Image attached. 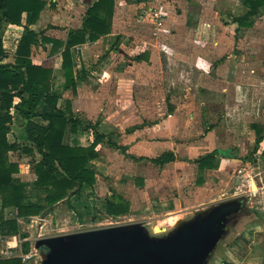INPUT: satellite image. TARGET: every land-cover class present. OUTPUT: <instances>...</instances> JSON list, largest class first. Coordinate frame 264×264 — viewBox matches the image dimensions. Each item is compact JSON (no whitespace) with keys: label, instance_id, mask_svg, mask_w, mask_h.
Masks as SVG:
<instances>
[{"label":"crops","instance_id":"1","mask_svg":"<svg viewBox=\"0 0 264 264\" xmlns=\"http://www.w3.org/2000/svg\"><path fill=\"white\" fill-rule=\"evenodd\" d=\"M42 1L44 2V8L35 23H30L29 14L23 13L19 25L4 23L0 25V39L4 52L0 65H15L17 59L16 51L20 40L27 32H33L35 34V42L30 46L29 60L32 65L49 71L50 77L47 82V92L58 97L55 107L46 104L42 100L37 107L38 110L49 115H54L56 110H59L67 118L72 117L79 121L78 130L75 134L71 133L69 131L70 126H67L62 140V144L65 146L88 147L93 143L97 134L103 136L101 142L95 148L98 156L90 162V169L95 176L94 185L92 187L84 185L79 194L72 196L68 201L64 200L59 203L66 202L69 203L72 210L79 209L80 200H83L88 192L89 201H93L96 198L98 201L102 194L105 195L104 191H107L110 195L107 199L104 198L100 202L99 206L102 210L100 212L106 215V200L117 201L118 197L128 203V214H130L131 209L136 206L138 201L143 202L144 197L150 198V191L153 187L150 188V183L141 176H130L122 179L121 175L118 180L113 179L111 183L109 182V185L104 184L103 181L98 179L94 167V164L100 160L101 150H104L105 146H107L110 149L119 151L122 158L124 157L134 163L137 161L150 162V160L158 159L166 153H171L173 156L171 161L163 159L158 164L150 163L157 165L160 169L166 166L168 168V164L173 163L174 166H171L172 168L186 166L194 170L192 190L186 193L182 192L180 188L181 180L180 176H178L176 185L173 184L176 188V194H173L170 201L162 203L161 208L157 209L161 222L167 228H174L178 221H188L197 212H203L215 205L212 204L214 202V199H212L214 194L212 195V193L214 192L210 187H207L206 177L209 175L221 177L224 170L237 168L239 162L245 161L244 159L249 156L248 158L253 162L254 170L257 171V179L252 180L255 189H252V186L250 187L254 192L250 193L248 200L242 197L244 199L243 211L232 219L227 228V233L210 256L207 264H264V121L260 123L256 121V119L260 118L259 111L264 112L262 110L264 99H261V88H264V84L262 83L261 85L259 75L254 70L245 68L244 59H237L236 62H233L232 58L229 57L222 60L223 54L221 53L223 52L219 50L218 54L221 57L218 59L219 63L214 64L215 66L213 65L214 74L206 76L203 72L205 70L197 69L196 67V58L200 54L198 49L189 51L183 48H171L167 45L172 53L176 55V57H167L166 59L165 68L169 71L168 76L173 80L175 76L185 78L190 73L202 71V73H199L202 79L200 80L201 85L198 92L204 94L205 97L219 98L224 103L216 107L220 103H209L208 99L205 102H203L204 100H199L201 103L197 107L196 105L192 107L190 101H187L186 104L183 103L181 106L179 105V100H175L174 96H171L169 103H175L176 108L169 107V111L164 117V114L158 111L156 106L151 108L152 104L160 103V96L151 95V92H149L151 82L146 76L148 72H151L162 78L163 66L159 56L160 54H165L164 50L147 46L121 50L114 46L115 43L113 42L105 48L108 52L109 62L100 63L101 60L98 62V58L96 59L97 61H91L92 57H95V53L98 55L102 51L99 47L104 39L109 43L113 37H115L114 40L117 37L125 40L126 36L131 35V32L120 24L127 23L129 17H121L118 21V13L122 10L121 7L124 5L128 6L131 0H114L108 33L99 36L93 42L88 41V35L85 33L84 43L74 45L70 49L75 80L73 92L72 88H67L62 69V52L69 35L85 30L83 23L86 18V11L96 0ZM118 3H120L119 8H117ZM160 10V13L167 15L165 19H161L162 23H165L166 27L171 29V33L176 36L179 33L177 31L180 30L178 26L176 28L177 18L174 16H170V19L167 18L168 13H165L164 7ZM148 17L145 16V18L142 17L141 19L146 22ZM148 21L150 22V20ZM43 22L46 23L43 30H37L43 25ZM232 26L234 29L238 28L237 24H232ZM118 27L121 29L119 30ZM160 33L168 35L164 30L160 31ZM55 41L61 42L63 45L53 52V42ZM133 53L135 56H133ZM120 54L123 55V59L117 58ZM205 56H201L200 59L208 63L207 54ZM192 79L193 77H191ZM186 80H189L188 76ZM170 84L172 86L176 85L174 82ZM150 87L152 88V86ZM247 90L250 93V95L248 94L250 100L246 97ZM137 91L138 96L135 94ZM24 96L26 97L27 95ZM166 99L168 97L163 98V101ZM18 101L17 98L14 99V103ZM248 101L252 103L251 106H245ZM222 104L226 105V107L222 108ZM228 106H234L238 113H244L247 109L252 108L257 115L255 120L251 121L252 124L247 132V134L251 135L253 144L248 156H240L239 151H242L243 148L239 142L235 143L234 146L238 152L235 150L236 152L229 153L228 150L232 149L225 148L223 139L216 137V130H219V136L227 134L225 122L231 117L229 116L231 114L228 113ZM220 107L223 111L219 109L220 113H217L216 111ZM3 114L4 112L0 110V116ZM9 114L11 123L8 124L7 142L8 144L15 143L20 148L17 151L8 153L9 162H13L10 159V155L16 153L26 156L22 153L21 148L29 146V143L24 131L25 121L14 109H11ZM242 116L243 119L246 117ZM238 117L237 119H241V117ZM213 118H215V121ZM34 121L45 125L38 119H34ZM188 127L192 130L194 129V131L190 130L194 133H201L206 130L208 134L207 142L202 143L201 147L199 145L186 146L182 142L171 139L180 135L179 133ZM200 129L201 131H198ZM259 139L260 141L256 145ZM149 141H152L150 143L161 144L159 146L160 149L163 147L162 145L167 146L168 150L157 157L148 156L145 152L147 149L144 144H149ZM256 146L257 151L252 153ZM137 148L143 149V152L138 154ZM186 151H192L195 157L191 158L190 152L186 153ZM213 151H218L216 156L218 167L216 169H198L197 162L200 158ZM34 156L35 160L40 159L36 152H34ZM13 163L17 164L18 172L12 177L19 179L21 182L29 183L21 178L20 163ZM24 167L27 169L26 173H31L34 176V179L30 182L32 183L36 176L28 164ZM165 171L166 168L162 170V173ZM187 180L190 181L189 179ZM157 182L158 180L155 183ZM118 187H120L122 193L118 191ZM147 193L149 194L145 196ZM87 204H89V211H91L92 203ZM172 206H174L173 209H169ZM6 212L9 215L8 218H15L18 224L24 221L17 217V211L14 208H5L4 213ZM176 212H178L177 215H175ZM45 216L47 214L29 219L33 223L38 218ZM106 216L108 217V215ZM173 217L175 219L170 221V218ZM143 226L145 227L144 224ZM7 240L8 237L0 235V248L10 245L9 240ZM0 259L9 258L0 255Z\"/></svg>","mask_w":264,"mask_h":264},{"label":"rangeland","instance_id":"2","mask_svg":"<svg viewBox=\"0 0 264 264\" xmlns=\"http://www.w3.org/2000/svg\"><path fill=\"white\" fill-rule=\"evenodd\" d=\"M244 1L245 0H131V2L128 3V6H122V10L118 13V21L121 17H129L130 22L127 21L125 24H120L129 30L131 35L126 36L125 40L120 39V37H117L118 39L116 38V40H114L115 37H113L109 43L104 39L99 47L102 51L99 52L98 55L95 53V57H92L91 61L94 62V60L98 58V62L101 60L100 63L109 62V56L107 55L108 52L105 48L113 42L115 43L114 46L121 50L135 49L136 47L141 46H147L153 49L160 48L165 51V54H160L159 56L163 66L162 78L151 72H148L146 75L151 82V85H149V92H151V95H156L157 97L160 96V103L152 104L151 108L156 106L157 110L164 114L165 117L169 111V107L172 106V108H176L175 103H169L171 96H174L175 100H179V105L181 106L183 103L186 104L187 101H190L192 107H194V105L197 107V105L199 106L201 103L199 100H204L203 102H205V100L208 99L209 103H220V105H216V107L221 106V103H224L223 100L219 98L213 99L211 97H205L204 94L198 92L199 86L201 85L200 80L202 79V77L199 76V73H202V71L190 73L189 75H186L185 78L182 76H175L173 80L168 76L169 71L165 68L166 59L167 57H176L168 47H175L178 49L183 48L189 51L198 49L200 54L196 58V67L197 69L201 68V70H205L203 72L206 76H209L212 73L214 74L213 65L219 63L218 59L221 55L218 54V52L219 50H222V60L229 57L232 58L233 62H236L237 59H244L245 68L254 70L260 77L261 85L262 83L264 84V10L251 17V27L234 29L232 26V24H235L233 19L236 20L245 16L248 11V7L244 4ZM154 2L156 3L154 4ZM119 4L120 3L117 4V8L120 7ZM162 7L165 8V13H168L167 18L170 19V16L177 18L176 28L178 26L180 30L177 31L179 33H177L176 36L172 34L171 29L167 28L165 23H162L161 21V19H165L167 16L159 12ZM145 16H149L148 20H150V22L148 20L145 22L141 19L142 17L145 18ZM42 24L43 25L37 30H43L46 23L43 22ZM118 28L119 30L121 29L120 27ZM162 30L167 32L168 35L160 33ZM206 54L209 60L208 63L205 62V60L203 61L200 59L201 56L204 57ZM133 56H135L134 53ZM117 58L123 59V55L120 54ZM214 60H216L215 63ZM187 76L189 77V80H186ZM191 77H193L192 80ZM171 82H174L176 85L172 86L170 84ZM150 86H152V88ZM135 94L138 96V91L135 92ZM248 94L250 95L247 90L246 97L250 100ZM166 97H168V99L163 101V98ZM261 99H264V88H261ZM251 104L252 103L248 101V103H245V106H251ZM222 106V108H224V106L226 107V105L223 104ZM222 108H218L216 112L218 113L219 109L220 111H223ZM228 108V113L231 114L229 115L231 117L225 122L227 126V134L219 136V130H216L215 134H218H216V137L218 136V139H223V146L225 148L232 149L228 150L229 153L237 151L234 146L235 143L239 142L243 148L242 151H239L240 156H248L253 144L251 141V135L247 134V132L252 124L251 121H254L257 115L252 108L247 109L244 113H238L234 106H228ZM262 110H264V107ZM237 114H241L238 115L239 117L242 115L246 117L243 119L242 116L241 119H237ZM259 114L260 118L256 119V121L260 123L261 121H264V112L259 111ZM213 120L215 121V118H213ZM190 130L192 129L188 127L179 133L180 135L174 136L171 139L182 142L186 144V146L199 145V147H201L202 143L207 142L206 138H208V134L206 133V130L201 133L192 132L194 129L192 131ZM198 131H201V129ZM150 142L152 141H149V144H144V147L147 149L145 152L148 156L157 157L162 152L168 150L167 146L162 145L163 147L160 149L159 146L161 144L159 145ZM136 151L139 154L143 152V149L141 150L137 148ZM189 152L191 158H194L195 155L193 152ZM189 152L186 151V153ZM123 158L119 151L105 146L104 150H101L100 152L99 162H96L94 167L98 179L103 181L104 184L109 185V182L111 183L113 179L118 180L121 175L122 179L130 176H141L144 180H147L148 183H150V188L153 187L150 191V198L144 197L143 202L138 201L136 206L131 209V213L127 216L111 218L110 216L107 217L106 215H103V212H100L102 210L99 204L103 201L102 199H107L110 194L107 193V191H104L105 195L102 194V197H99L98 201L97 198L93 201H89L87 197L89 194L88 192L85 197L87 199L85 200L84 198L83 200H80L79 209L71 210L69 209V203L63 202L56 204L51 209H45L37 216H32L38 217L47 214V217L45 216L47 221L46 230L44 231L45 233L42 232V236L38 237L37 230L40 224L38 221L39 218L33 223L30 222L29 218L31 217L26 219L20 218L24 221L18 224L15 218H8L9 215L7 212L4 213V210L2 211L0 198V218L4 221H16L19 227L15 234L4 235V237H8L10 245L6 246L9 248V251L13 252V256L19 257L21 254L26 256L31 255V258L25 264H38L41 260V253L34 249V242L38 238L67 235L111 226L143 223L150 237H164L172 231L173 227L167 228L166 225L161 222V219H159L160 214H158L157 209L161 208L160 206L162 203L170 201L173 194H176V188L173 184L176 185L178 176H180V188L182 192L186 193L192 190L194 170L191 167L186 166L172 168L171 166H174L173 163H169L168 168L167 166L164 167L166 168V171L162 173L164 168L160 169L157 165H153L150 162L137 161L134 163ZM10 159L13 162L20 163L19 169H21L22 173L21 178L24 181L29 182L28 187L26 188V192L30 198L29 200L37 202L38 198L32 192V186L30 183L34 179V176L31 173H26L27 169L24 167L27 164L30 167H33L35 157L33 158L28 155L23 156L14 153L10 155ZM164 160L168 161L167 158ZM243 166L245 168L244 175H237L236 171ZM186 168L188 169L185 170ZM229 169H227V171L224 170L221 177H216L214 175L206 177L207 187H210L214 192L212 193V195L214 194L212 198L214 199V202H212V204L238 197H243L248 200L250 193L252 194L254 192V190L250 189L252 179H249V185L248 182H246L248 175L251 176L253 180L257 179V171L254 170L253 162L251 160L241 161L237 168ZM156 180H158L157 183H155ZM118 191L122 193L120 187H118ZM148 194L149 193L145 196ZM87 203H92L91 211H89L90 206ZM173 207L174 206L169 209H173ZM69 213L70 216L68 215ZM50 214L54 216V220H51V218L48 217ZM177 214L178 212L175 213V215ZM63 218L66 220L71 218V225L60 226L56 224V220H61ZM2 219L0 220L2 221ZM76 220L78 221L77 223L75 222ZM73 224H79V226L77 227ZM55 229H59V231H56ZM49 230L55 231L46 233V231ZM0 249H2V247Z\"/></svg>","mask_w":264,"mask_h":264},{"label":"trees","instance_id":"3","mask_svg":"<svg viewBox=\"0 0 264 264\" xmlns=\"http://www.w3.org/2000/svg\"><path fill=\"white\" fill-rule=\"evenodd\" d=\"M248 7L245 16L233 19L238 28L251 27V17L264 10V0H245ZM114 0H96L86 11L83 23L84 31H78L69 35V39L62 52V69L67 83V88L74 92L75 80L70 49L74 45L85 41V33L88 41L93 42L99 36L105 35L109 30V20L113 13ZM44 8L42 0H0V25H19L23 13L30 16V23H35ZM35 42V34L27 32L19 42L16 51V64L13 66L0 65V110L4 112L0 116V198L1 209L14 208L18 218H29L41 214L45 209H51L61 201H68L72 196L80 193L84 185L92 187L95 183L94 172L90 169V162L97 158L96 146L103 136L96 135L93 143L88 147H70L62 144L67 126L69 131L75 134L79 121L75 118H67L63 112L56 110V114L49 115L38 110V105L43 100L46 104L55 107L56 95L47 92L49 71L34 66L29 60L30 46ZM61 42H53V52L62 47ZM4 52L0 39V60ZM6 91V92H5ZM24 95H27L26 97ZM19 101L14 103V99ZM14 109L25 121L24 131L29 146L21 148L23 154L35 157L31 170L36 179L31 183V190L38 198L32 202L26 192L28 183L21 182L12 176L18 172L17 164L9 162L8 153L20 149L17 144H8V124L11 123L10 110ZM45 123V125L34 121ZM260 139L257 140L258 145ZM115 147V146H114ZM118 148V146H116ZM123 149V148H120ZM257 151V146L252 153ZM218 151L200 158L198 169H216L218 167ZM226 155V154H225ZM228 155V154H227ZM231 157V156H229ZM167 158L172 160L171 153H166L158 159L150 160L154 164ZM249 161L250 158H245ZM117 201L106 200V215L118 218L129 213V205L123 199L117 197ZM69 209L72 207L69 205ZM2 219V218H0ZM16 221L0 220V235L15 234L18 231ZM0 264H22L20 258L0 259Z\"/></svg>","mask_w":264,"mask_h":264},{"label":"water","instance_id":"4","mask_svg":"<svg viewBox=\"0 0 264 264\" xmlns=\"http://www.w3.org/2000/svg\"><path fill=\"white\" fill-rule=\"evenodd\" d=\"M243 206L242 197L221 201L178 221L164 237H150L134 223L39 238L34 249L38 264H207Z\"/></svg>","mask_w":264,"mask_h":264},{"label":"built area","instance_id":"5","mask_svg":"<svg viewBox=\"0 0 264 264\" xmlns=\"http://www.w3.org/2000/svg\"><path fill=\"white\" fill-rule=\"evenodd\" d=\"M244 173H245V168H244V166L242 167V168H239L237 171H236V174L237 175H244ZM257 176V175H256ZM249 179H252L253 180V178L251 177V176H247V181L246 182H248V185H249ZM251 180V181H252ZM69 216H70V213L68 214ZM47 217V216H46ZM46 217H42V218H39L38 219V221L40 222V224H39V227H38V237H40V236H42V232H44L45 230H46V225H47V221H46ZM49 218H51V220H54V216H52L51 214H50V216H48ZM70 219L71 218H68V220H66L65 218H63V219H61V220H56V224L57 225H60V226H62V225H67V226H69V225H71V221H70ZM48 220V219H47ZM35 222V221H34ZM53 222V221H52ZM76 223L78 222L77 220L75 221ZM74 226H79V224L77 225V224H73ZM56 231H59V229H55ZM55 230H49V231H46V233L47 232H52V231H55ZM61 230H63V229H61ZM45 233V232H44ZM43 238V237H42ZM39 239V238H38ZM9 248L7 247V246H3L2 247V249H0V255H2V256H4L5 258H20L21 259V261H22V263L23 264H25L30 258H31V255L30 256H26V255H24V254H21L19 257L17 256V257H14L13 256V252H11V251H9L8 250Z\"/></svg>","mask_w":264,"mask_h":264},{"label":"bare ground","instance_id":"6","mask_svg":"<svg viewBox=\"0 0 264 264\" xmlns=\"http://www.w3.org/2000/svg\"><path fill=\"white\" fill-rule=\"evenodd\" d=\"M254 186V185H253ZM175 219V217H173V218H170V221H172V220H174Z\"/></svg>","mask_w":264,"mask_h":264}]
</instances>
